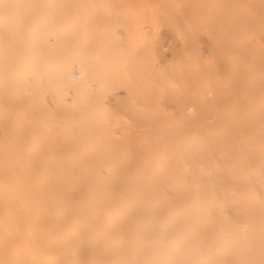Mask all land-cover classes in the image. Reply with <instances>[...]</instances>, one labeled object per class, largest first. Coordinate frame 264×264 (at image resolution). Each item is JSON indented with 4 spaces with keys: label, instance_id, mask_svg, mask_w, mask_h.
Here are the masks:
<instances>
[{
    "label": "bare ground",
    "instance_id": "bare-ground-1",
    "mask_svg": "<svg viewBox=\"0 0 264 264\" xmlns=\"http://www.w3.org/2000/svg\"><path fill=\"white\" fill-rule=\"evenodd\" d=\"M0 264H264V0H0Z\"/></svg>",
    "mask_w": 264,
    "mask_h": 264
}]
</instances>
